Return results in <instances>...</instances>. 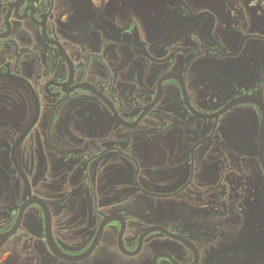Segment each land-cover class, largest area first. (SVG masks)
Instances as JSON below:
<instances>
[{
  "label": "flooded vegetation",
  "instance_id": "1",
  "mask_svg": "<svg viewBox=\"0 0 264 264\" xmlns=\"http://www.w3.org/2000/svg\"><path fill=\"white\" fill-rule=\"evenodd\" d=\"M122 1L0 0V264H264V0Z\"/></svg>",
  "mask_w": 264,
  "mask_h": 264
},
{
  "label": "rangeland",
  "instance_id": "2",
  "mask_svg": "<svg viewBox=\"0 0 264 264\" xmlns=\"http://www.w3.org/2000/svg\"><path fill=\"white\" fill-rule=\"evenodd\" d=\"M134 1L135 0H127V3H129V2L131 3L132 2V4H133V3H135ZM165 1H167V0H144V6L145 7L146 6H152V8H154V7L158 6V5L163 4ZM121 2L124 3L122 0H121Z\"/></svg>",
  "mask_w": 264,
  "mask_h": 264
}]
</instances>
